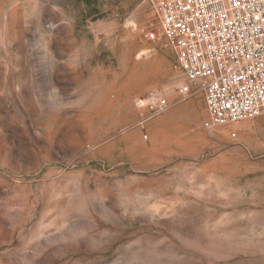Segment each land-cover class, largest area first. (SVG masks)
Returning <instances> with one entry per match:
<instances>
[{
	"label": "rangeland",
	"instance_id": "rangeland-1",
	"mask_svg": "<svg viewBox=\"0 0 264 264\" xmlns=\"http://www.w3.org/2000/svg\"><path fill=\"white\" fill-rule=\"evenodd\" d=\"M151 0H0V264H264V114L209 124ZM234 133V134H233Z\"/></svg>",
	"mask_w": 264,
	"mask_h": 264
},
{
	"label": "built area",
	"instance_id": "built-area-1",
	"mask_svg": "<svg viewBox=\"0 0 264 264\" xmlns=\"http://www.w3.org/2000/svg\"><path fill=\"white\" fill-rule=\"evenodd\" d=\"M156 28L147 41H162L176 56L185 84L176 97L151 91L145 107L160 114L192 94L204 93L209 124L245 121L264 114V0H151ZM234 134V133H233Z\"/></svg>",
	"mask_w": 264,
	"mask_h": 264
}]
</instances>
